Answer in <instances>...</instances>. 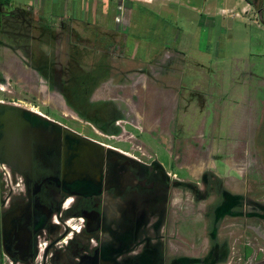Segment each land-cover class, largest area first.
I'll return each mask as SVG.
<instances>
[{
  "label": "rangeland",
  "instance_id": "374dc122",
  "mask_svg": "<svg viewBox=\"0 0 264 264\" xmlns=\"http://www.w3.org/2000/svg\"><path fill=\"white\" fill-rule=\"evenodd\" d=\"M8 7L29 11L30 24L8 21L25 36L0 34V99L154 160L175 181L200 186V177L217 176L264 202V0H9ZM80 76L93 77L84 102L74 97ZM174 192L182 206L188 193ZM175 237L181 245L182 234Z\"/></svg>",
  "mask_w": 264,
  "mask_h": 264
},
{
  "label": "flooded vegetation",
  "instance_id": "af4514ba",
  "mask_svg": "<svg viewBox=\"0 0 264 264\" xmlns=\"http://www.w3.org/2000/svg\"><path fill=\"white\" fill-rule=\"evenodd\" d=\"M8 5L0 0V34L25 36L7 26L29 25V11ZM80 77L74 97L84 102L93 77ZM167 175L154 160L0 99V264H264L263 201L217 176L197 186ZM177 188L188 193L182 206Z\"/></svg>",
  "mask_w": 264,
  "mask_h": 264
},
{
  "label": "trees",
  "instance_id": "16d2710c",
  "mask_svg": "<svg viewBox=\"0 0 264 264\" xmlns=\"http://www.w3.org/2000/svg\"><path fill=\"white\" fill-rule=\"evenodd\" d=\"M6 1V0H5Z\"/></svg>",
  "mask_w": 264,
  "mask_h": 264
}]
</instances>
